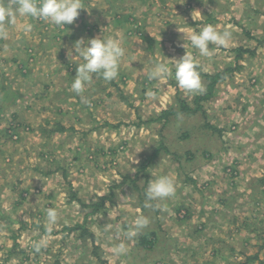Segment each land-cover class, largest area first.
Segmentation results:
<instances>
[{
  "label": "rangeland",
  "instance_id": "rangeland-1",
  "mask_svg": "<svg viewBox=\"0 0 264 264\" xmlns=\"http://www.w3.org/2000/svg\"><path fill=\"white\" fill-rule=\"evenodd\" d=\"M82 3L66 28L18 17L0 39V264H264V0ZM208 24L232 37L202 57L189 36ZM102 35L125 50L119 76L93 74L83 103L75 47ZM186 53L203 92L174 79ZM157 63L171 74L149 80ZM160 176L176 194L145 207Z\"/></svg>",
  "mask_w": 264,
  "mask_h": 264
},
{
  "label": "clouds",
  "instance_id": "clouds-1",
  "mask_svg": "<svg viewBox=\"0 0 264 264\" xmlns=\"http://www.w3.org/2000/svg\"><path fill=\"white\" fill-rule=\"evenodd\" d=\"M80 9H85L82 0H8V3H0V39L8 37L7 26L15 25L17 18L39 19L49 22L57 27L66 28L71 25L80 15ZM33 25L28 23L24 26L26 32L32 30ZM232 34L228 30L219 32L211 25H205L199 32L189 36L190 44L199 51L200 56L208 57L212 55L210 44L227 47L231 42ZM80 47H75V54L78 53L82 62L76 68L74 80L71 83V90L77 95L84 93L86 87L91 82L93 74L104 81L111 82L119 76L120 61L125 54V50L116 39L97 36L88 40L81 39ZM185 47V44L183 45ZM174 60V79L180 89L188 93L195 94L203 92L204 87L198 65L193 56L186 53L180 59ZM171 74L167 64L157 63L148 74L149 80H161ZM148 96L155 99L156 93L149 92ZM83 103H87V98L81 95ZM176 194L175 182L169 176H160L150 180L145 192V207H150L151 201L165 200L174 197ZM48 231L56 225L58 212L55 208L46 210ZM150 221L146 216H137L132 222L129 230L123 233L127 240L136 237L140 230L146 228ZM47 246L46 240H40L34 244V250L38 253ZM116 256L124 255L127 248L123 243L112 248Z\"/></svg>",
  "mask_w": 264,
  "mask_h": 264
},
{
  "label": "trees",
  "instance_id": "trees-1",
  "mask_svg": "<svg viewBox=\"0 0 264 264\" xmlns=\"http://www.w3.org/2000/svg\"><path fill=\"white\" fill-rule=\"evenodd\" d=\"M224 75H225V73L224 72H221V73H216V74H214V75H207V79L209 80L208 82H207V85H206V87H207V92H206V96L207 97H209L210 95H211V93H212V88H213V85H214V83L216 82V80L217 79H220V78H223L224 77ZM183 109H187L186 111H188V112H193V110L194 109H190V108H187V106L186 105H183L182 106V110ZM185 111V112H186Z\"/></svg>",
  "mask_w": 264,
  "mask_h": 264
}]
</instances>
